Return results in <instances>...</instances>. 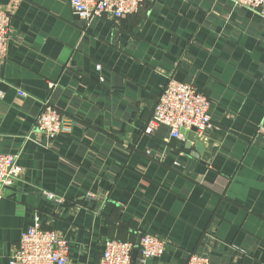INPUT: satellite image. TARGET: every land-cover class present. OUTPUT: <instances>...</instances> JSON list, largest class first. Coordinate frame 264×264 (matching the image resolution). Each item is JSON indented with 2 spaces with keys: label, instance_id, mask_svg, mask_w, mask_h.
<instances>
[{
  "label": "crops",
  "instance_id": "crops-1",
  "mask_svg": "<svg viewBox=\"0 0 264 264\" xmlns=\"http://www.w3.org/2000/svg\"><path fill=\"white\" fill-rule=\"evenodd\" d=\"M0 8L12 14L0 151L21 167L0 198V264L35 213L68 238L67 264H97L107 240L144 233L166 241L146 264H186L193 252L264 262V14L229 0H143L89 22L68 0ZM168 78L209 99L212 129L144 132ZM43 102L73 119L70 134L33 130Z\"/></svg>",
  "mask_w": 264,
  "mask_h": 264
},
{
  "label": "built area",
  "instance_id": "built-area-1",
  "mask_svg": "<svg viewBox=\"0 0 264 264\" xmlns=\"http://www.w3.org/2000/svg\"><path fill=\"white\" fill-rule=\"evenodd\" d=\"M240 6L264 14V0H229ZM72 13L86 21L101 16L119 19L137 12L143 0H68ZM12 14L0 8V59L7 52ZM99 69L100 66L96 65ZM210 101L192 83L168 78L144 132L152 133L159 125L170 129V138L180 139L181 130L204 132L213 128L210 117ZM73 119L59 112L50 103L43 102L36 117L34 131L43 134L49 141L59 134H70ZM21 167L17 154L0 151V198L3 190L20 177ZM52 198V194H47ZM166 241L158 236L144 233L137 245V263L146 264L150 258L160 256ZM135 243L129 240L109 239L97 264H133L132 252ZM69 240L52 229L44 228L38 213L22 233L8 259V264H67ZM186 264H212L210 259L191 253ZM264 264V262L262 263Z\"/></svg>",
  "mask_w": 264,
  "mask_h": 264
},
{
  "label": "water",
  "instance_id": "water-1",
  "mask_svg": "<svg viewBox=\"0 0 264 264\" xmlns=\"http://www.w3.org/2000/svg\"><path fill=\"white\" fill-rule=\"evenodd\" d=\"M193 130H196L195 128H193ZM201 143H199V142H196L195 144H194V146H195V150H192L191 151V156H194V157H198V153L200 152V150H201ZM191 146H192V144H191V142H186L185 143V148L186 149H188V150H191ZM138 243H139V239L137 240V242H136V244H135V248L133 249V252H132V257L133 258H135V256H136V254H137V245H138Z\"/></svg>",
  "mask_w": 264,
  "mask_h": 264
}]
</instances>
